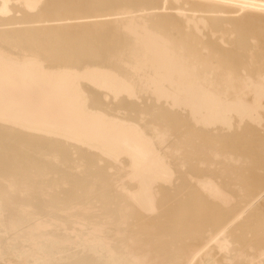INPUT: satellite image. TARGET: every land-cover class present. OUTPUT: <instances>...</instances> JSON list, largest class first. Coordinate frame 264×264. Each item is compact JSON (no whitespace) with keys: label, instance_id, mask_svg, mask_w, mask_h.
<instances>
[{"label":"bare ground","instance_id":"1","mask_svg":"<svg viewBox=\"0 0 264 264\" xmlns=\"http://www.w3.org/2000/svg\"><path fill=\"white\" fill-rule=\"evenodd\" d=\"M0 264H264V0H0Z\"/></svg>","mask_w":264,"mask_h":264}]
</instances>
